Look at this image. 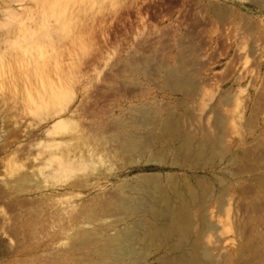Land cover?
Wrapping results in <instances>:
<instances>
[{
    "label": "rangeland",
    "instance_id": "1",
    "mask_svg": "<svg viewBox=\"0 0 264 264\" xmlns=\"http://www.w3.org/2000/svg\"><path fill=\"white\" fill-rule=\"evenodd\" d=\"M0 16V264H264V0H0ZM160 221L170 239L140 236L136 262L101 254Z\"/></svg>",
    "mask_w": 264,
    "mask_h": 264
},
{
    "label": "bare ground",
    "instance_id": "2",
    "mask_svg": "<svg viewBox=\"0 0 264 264\" xmlns=\"http://www.w3.org/2000/svg\"><path fill=\"white\" fill-rule=\"evenodd\" d=\"M10 13H8L9 16L12 15V14L10 15ZM13 13H14V11H13ZM1 14H3V13L1 12ZM6 14H3V15H6ZM14 15H15V13H14ZM63 111H65V110H63ZM68 125H69V121L68 120L59 119V120H57V121H55L53 123V125L51 126L48 134L52 135L54 133H58V132H60V131H62L64 129H66V128H67L66 130H68V127H67ZM131 144H132V141H131ZM58 145L59 144H51L49 142V143H47L46 147L47 146L50 147V148L51 147H58ZM134 145L135 144L130 145V142H129V145L128 146L129 147H133L132 149H134L136 147V145L135 146ZM47 159L48 160H46V161H49V162L52 161V158H47ZM68 159L69 158H67L66 161H68ZM41 163H42V166H43L42 169H45L46 167L49 168V166H50V164H47L45 162H44L45 164L43 162H41ZM84 163L85 162H83V164ZM66 164L67 165L69 164V166L71 168V165L70 164H72V163L70 162V159H69L68 162H66ZM66 164L64 165V162H63V164L60 165L61 167H56L55 169H52V171H50L48 175L50 177H53L56 173L58 175H60V173L62 172V171H60V169L63 170V168H65V169L66 168H69V167H66L67 166ZM42 166H38L40 170H41L40 167H42ZM50 167H52V165ZM57 171H59V172H57ZM68 172H70V170H68ZM46 174L47 173H45L44 176H46ZM61 175L62 176L65 175V172L63 174H61ZM163 199H164V202H165V198H163ZM158 200L160 201V199H158ZM166 201H167V204H169L168 203L169 201L167 199H166ZM137 210L138 209H136L135 207H133L131 209V213L136 214L138 212ZM172 212L167 208L165 210L163 209V212L162 213L160 212V215H162L164 219H167V218H172V219L173 218H176L177 216L175 217L174 210ZM176 215H177V213H176ZM177 219L178 218H176V222H177ZM160 223L161 224L160 225H157L156 227L155 226H147V228L144 229V230H142L141 233H139V231H136L134 228H133L134 230L131 229V228H127L126 230H122V231H120V234H118V232H117V235H114L115 237L111 238L109 240V242L105 245V247L103 249H101V252H102L101 254L104 255V256L107 255V254H111V255L115 256L114 258L116 260H118V261H126L127 259H130L132 262H136L137 259H135L136 258L135 256L138 254V252L136 250V242H137V239L140 236L142 237V239L144 241V244H146L147 247L151 246L150 243L153 244V243H158V242H162V241H166V240H169L170 239V234L172 232L170 230L171 228L168 227V224H166L167 222L162 223V221H160ZM180 258H181L180 260L182 261L181 264H202L201 263V259H199V258H196L194 260L191 259V261L190 260H187L184 255H181Z\"/></svg>",
    "mask_w": 264,
    "mask_h": 264
}]
</instances>
